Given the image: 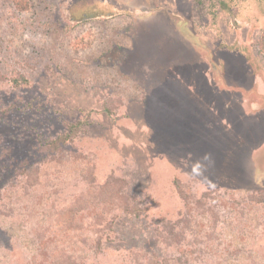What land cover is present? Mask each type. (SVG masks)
<instances>
[{
	"label": "rangeland",
	"instance_id": "rangeland-1",
	"mask_svg": "<svg viewBox=\"0 0 264 264\" xmlns=\"http://www.w3.org/2000/svg\"><path fill=\"white\" fill-rule=\"evenodd\" d=\"M24 1L0 0V264H264V0Z\"/></svg>",
	"mask_w": 264,
	"mask_h": 264
},
{
	"label": "trees",
	"instance_id": "trees-1",
	"mask_svg": "<svg viewBox=\"0 0 264 264\" xmlns=\"http://www.w3.org/2000/svg\"><path fill=\"white\" fill-rule=\"evenodd\" d=\"M191 1L192 3L197 5L198 9H201V10L204 9V11H207V12L210 10L211 14L214 13V8H216L217 5L221 6V5H224L225 3L223 0H191ZM205 2L210 3V5L205 4ZM14 3H15V6L19 8L20 10L28 9L27 4L24 0H14ZM210 6H212L213 8H210ZM89 44H90L89 40L85 41L83 40V38H81L74 44L75 51L79 52L87 48ZM256 53L260 57V60L262 64L264 65V29L259 33L258 38L256 40ZM77 127L78 126L76 125H70L68 132L61 136V139L63 140L62 142H65L66 139L69 140L70 139L69 137L72 135V133L75 131ZM263 196H264V193H263ZM247 199L251 202L259 200V198L257 199L254 196H251V198L247 196ZM254 203H260V202H254ZM149 264H163V263H161V261L158 260V261H152Z\"/></svg>",
	"mask_w": 264,
	"mask_h": 264
}]
</instances>
